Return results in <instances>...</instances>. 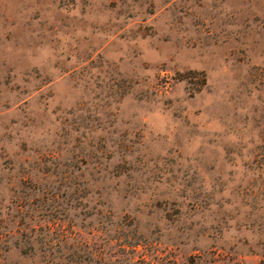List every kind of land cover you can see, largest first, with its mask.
Here are the masks:
<instances>
[{
	"label": "rangeland",
	"instance_id": "obj_1",
	"mask_svg": "<svg viewBox=\"0 0 264 264\" xmlns=\"http://www.w3.org/2000/svg\"><path fill=\"white\" fill-rule=\"evenodd\" d=\"M264 0H0V264H260Z\"/></svg>",
	"mask_w": 264,
	"mask_h": 264
},
{
	"label": "trees",
	"instance_id": "obj_2",
	"mask_svg": "<svg viewBox=\"0 0 264 264\" xmlns=\"http://www.w3.org/2000/svg\"><path fill=\"white\" fill-rule=\"evenodd\" d=\"M260 264H264V260L263 259L261 260Z\"/></svg>",
	"mask_w": 264,
	"mask_h": 264
}]
</instances>
